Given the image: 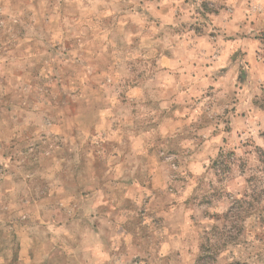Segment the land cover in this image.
<instances>
[{"label": "rangeland", "instance_id": "obj_1", "mask_svg": "<svg viewBox=\"0 0 264 264\" xmlns=\"http://www.w3.org/2000/svg\"><path fill=\"white\" fill-rule=\"evenodd\" d=\"M0 264H264V0H0Z\"/></svg>", "mask_w": 264, "mask_h": 264}, {"label": "crops", "instance_id": "obj_2", "mask_svg": "<svg viewBox=\"0 0 264 264\" xmlns=\"http://www.w3.org/2000/svg\"><path fill=\"white\" fill-rule=\"evenodd\" d=\"M225 19H226V13L225 12H222L219 16H218V19L216 21V24L215 26L217 27H222V28H226L227 30H230V26L228 25L229 22L233 23L234 20H231V19H227V23L226 25L223 24V22H225ZM226 26V27H225ZM237 25L236 24H233V28L236 27Z\"/></svg>", "mask_w": 264, "mask_h": 264}, {"label": "trees", "instance_id": "obj_3", "mask_svg": "<svg viewBox=\"0 0 264 264\" xmlns=\"http://www.w3.org/2000/svg\"><path fill=\"white\" fill-rule=\"evenodd\" d=\"M228 217V216H227ZM201 250L202 251H206V249H205V247L202 245V247H201Z\"/></svg>", "mask_w": 264, "mask_h": 264}]
</instances>
